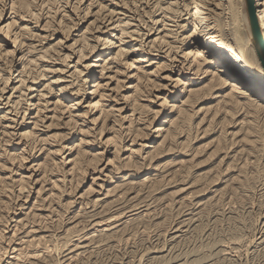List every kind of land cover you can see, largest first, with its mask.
Listing matches in <instances>:
<instances>
[{"label": "bare ground", "instance_id": "obj_1", "mask_svg": "<svg viewBox=\"0 0 264 264\" xmlns=\"http://www.w3.org/2000/svg\"><path fill=\"white\" fill-rule=\"evenodd\" d=\"M252 113L264 115V0H0V264H52L54 238L69 242L65 263L89 255V244L128 240L151 215L135 187L169 184L167 169L187 162L181 133L199 121L202 138L217 115L229 135L236 115ZM242 120L241 129L251 123ZM85 180L87 191L71 196ZM233 182L204 188L211 198L194 206ZM62 202L72 211L54 235ZM192 218L171 228V241Z\"/></svg>", "mask_w": 264, "mask_h": 264}, {"label": "rangeland", "instance_id": "obj_2", "mask_svg": "<svg viewBox=\"0 0 264 264\" xmlns=\"http://www.w3.org/2000/svg\"><path fill=\"white\" fill-rule=\"evenodd\" d=\"M250 115L248 117L247 116L244 117L243 114L241 115L239 114L238 116L236 115L233 121L237 122V125L239 124L241 118H243L242 122L247 123V121L251 120L249 121V123L250 122L251 123L248 125L245 124L244 127L242 126V129L240 125L238 126L235 125L236 123L231 126L229 125L230 129L226 128L229 135L224 134V131L221 132L220 131L222 129L221 127L218 126L217 128V117H218L217 115L213 116V119H212L214 122L213 125H215V127H213L214 129L210 130L208 134L202 138H201V135L199 136V133L201 132L202 129H204L205 126L196 127V123L199 121H196L195 125H193L194 123H192L190 130L185 129V131L181 133L183 138L179 141L181 142L185 140L186 138L188 139L187 141H185V143H187L185 145L187 146H183L185 148H183L182 150V152L185 153L183 156V159L186 160L187 162L181 168L170 166L167 169L168 170L167 173L169 174L168 175L169 184L167 181H162V182L160 181L159 183L158 181L161 180L159 178L157 180V184L155 183V185H153L154 183H151V184H148V186L150 185L149 187L147 186L148 188L146 186H145L146 188L144 186H139L137 188L135 187L134 189L136 192H137V189L139 190L137 192L138 200H139L137 201V203L139 205L141 204V207L144 205L148 206V204L150 206L148 207L151 209L150 210L151 215L149 216V219L147 220L148 222L146 221V222H143V224H135L134 226L129 227L130 229L128 228L129 230L125 231L128 235L127 238L129 239L126 240V238H124L125 242H124V239L122 238L123 240H121L120 242L118 241V243L116 244H110V245L108 244V246L103 243H102L103 246L101 245V243L92 244V245L89 244L90 250H91V253L89 254L90 256L86 252L85 256H83L82 258L78 260H74L72 262L65 263L64 260H62L65 253L68 252V249H66V246L69 244V242L64 243L60 240H57V238H54L52 240L53 243L50 244V250H51L50 256H52L54 259L53 263L55 262V264H59V263L60 264H63V263L64 264H167V263L168 264H173V263L182 264L184 262L183 264H190L191 262V264H193V262L196 261L194 262V264L196 263L213 264L214 262L218 264L219 263L220 264H264V244H261L257 247V246H254V243L252 242L256 238H257L256 240H258L259 238L260 239L264 238V115L258 114V113L257 114L254 113V115L252 113ZM244 118H246L247 120L244 121ZM220 132L222 135H224L223 139L224 140L226 138L227 139L225 140V143L224 142L222 143V145L219 144V146L221 145L220 147L221 149L219 148V150H217V147H216L217 146V133L219 135ZM186 134L189 135L190 137H187ZM196 134L198 136H196ZM213 139L215 141L212 142V144L209 143ZM225 144L226 146L223 147V145ZM178 150H180V147ZM234 154L236 155L234 156ZM221 158L224 160L223 162L224 164L219 163L221 161L220 160ZM225 164L231 165L228 173L222 172L223 169L224 170L226 169ZM232 165L233 166L235 165L234 168ZM244 165L245 167H243L241 171V166H244ZM219 170L221 171L220 172L221 174H224L222 175L224 177H222L220 173L217 176L213 175L214 173L212 172H215L216 174V171L218 173ZM237 170L241 171L242 173L238 172ZM204 172L207 174V176L205 175L206 176V179L204 178L205 180L200 179L201 180L200 181L199 179L196 178L198 174H201V173L203 174ZM210 175L211 176L213 175L212 179L210 178L211 177ZM226 176L228 180H230V178L233 177L235 182L231 183L229 187H227L228 189L226 188V191H222L220 194L217 193V198L216 199L213 198V200L215 199L216 201L215 200L214 202L213 200H210L211 202L208 201V204L204 206L205 208L204 207L197 208L194 206L196 202H200L202 199L207 201V199L205 198H211L209 196H212V195L209 193L210 191L215 190L216 187L218 190L224 187L225 186L224 184L227 182V179L225 178ZM214 177L215 178L217 177L215 181H214ZM238 178H240L241 181L240 180L237 181ZM210 179L211 181L212 180L213 181L211 182ZM217 185H219L220 189L218 188ZM88 186H90V182L88 180L87 181L85 180L83 184H80L77 186H75L74 184L73 185L74 189L72 191L71 196H73L75 194V191H78L79 189H82V191L84 190L87 191ZM182 188L184 189L188 188V190H186V192L181 193L180 195L178 193L177 195L176 192L181 190ZM132 191H129L128 193H132ZM205 192L207 194H205ZM226 192L228 193L226 194ZM199 193H201V195ZM222 193L223 194L225 193L224 196ZM88 195L92 196L93 194L91 195V193H89L87 194V196ZM181 197H185V199H187L185 201L186 204L185 203L181 205L175 204L176 200L180 199ZM204 200H202V202H205ZM7 202L9 203L11 202L10 204L12 205L10 206V208L14 206L13 204L16 203V201L14 202V200L7 201ZM61 204H60L61 209L60 208H59L60 210L57 209L59 210V215L61 216H59V219L55 217L56 219L55 218L53 219L54 220L53 224L51 223L52 225L50 224L49 226L51 228H48L50 232L52 231L54 233V235H58L59 232L61 233L60 228L61 226L63 227V225L67 224L68 221L66 220L70 216L69 212L72 211V208H70L69 206L68 207L65 206L63 202ZM6 211L8 212V209L3 210V212H6ZM192 211L195 213H193ZM126 212L123 211L121 212V214H125ZM219 212H221L223 215ZM8 213H10V211ZM185 213L186 214L192 213L193 218L191 221L194 222L193 221L194 219L195 222L190 223V224L187 223L184 225H179V227H181L180 230L181 231L183 230V231L180 232L181 234L178 233L179 237L176 238V240L173 239L174 241H171L170 239L171 238L170 236L171 228L175 224H178L180 222L179 220L183 216H186ZM197 213L199 217L194 216L195 214L197 215ZM191 217L192 215H189L186 218L190 219ZM231 228L233 229V231L231 230ZM134 229H139V230L138 232H136L134 231ZM85 230L86 229H83V231ZM233 233H235L236 235L235 234L233 235ZM75 235L77 234L68 236L67 237L68 240L66 239V241H72V238L75 239ZM4 244L6 245L7 242H4L3 245L1 246L4 247L5 246ZM92 246L94 247L91 248ZM221 246L225 247L226 253L228 252L231 253L229 257L230 259H228V261L227 260L221 261L219 259L220 253H219L218 248H220ZM209 253L211 256L209 255ZM222 254H224V252H222L221 255ZM200 255H202L203 257ZM156 256L164 257L163 260H161L162 262L159 259L157 260ZM201 260L204 262H202ZM47 261L48 260H46V263H48ZM205 261H208V262H205Z\"/></svg>", "mask_w": 264, "mask_h": 264}]
</instances>
